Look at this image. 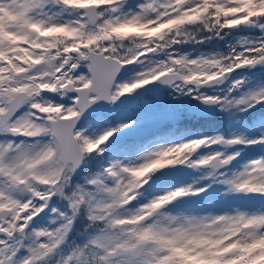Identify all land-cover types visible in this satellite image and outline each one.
I'll return each mask as SVG.
<instances>
[{
  "label": "snow or ice",
  "instance_id": "obj_1",
  "mask_svg": "<svg viewBox=\"0 0 264 264\" xmlns=\"http://www.w3.org/2000/svg\"><path fill=\"white\" fill-rule=\"evenodd\" d=\"M0 264H264V0H0Z\"/></svg>",
  "mask_w": 264,
  "mask_h": 264
},
{
  "label": "rangeland",
  "instance_id": "obj_2",
  "mask_svg": "<svg viewBox=\"0 0 264 264\" xmlns=\"http://www.w3.org/2000/svg\"><path fill=\"white\" fill-rule=\"evenodd\" d=\"M209 50H215V49H219L222 50L223 49V44L220 43H215L214 45H209ZM167 94L163 95L162 93H160V95L158 97H149V101L155 103L159 108L157 115H155V117H153L152 119L146 121L142 127H140L137 132H136V137H138V139L144 140V139H149V138H153L162 134H169L172 133L171 130L170 132L168 131V129L163 128L161 123L156 122L159 121L160 119V114L165 115V108L162 107V102L166 99ZM156 118V119H154ZM168 118V117H167ZM181 119V117H178L176 119H171V121L175 122L176 120ZM220 127V125H217V128Z\"/></svg>",
  "mask_w": 264,
  "mask_h": 264
},
{
  "label": "trees",
  "instance_id": "obj_3",
  "mask_svg": "<svg viewBox=\"0 0 264 264\" xmlns=\"http://www.w3.org/2000/svg\"><path fill=\"white\" fill-rule=\"evenodd\" d=\"M167 92H164L166 95ZM182 115V118L179 120H176L175 122L171 121V119H167L164 117V123L165 126H170L169 127L172 131V133L182 130V129H192L194 131H199V132H207L211 133L213 132L217 125H221V118L219 116H214L213 118H196V117H191L185 114V112H182L179 116Z\"/></svg>",
  "mask_w": 264,
  "mask_h": 264
},
{
  "label": "water",
  "instance_id": "obj_4",
  "mask_svg": "<svg viewBox=\"0 0 264 264\" xmlns=\"http://www.w3.org/2000/svg\"><path fill=\"white\" fill-rule=\"evenodd\" d=\"M187 113L191 114L189 111H186ZM192 115V114H191Z\"/></svg>",
  "mask_w": 264,
  "mask_h": 264
}]
</instances>
